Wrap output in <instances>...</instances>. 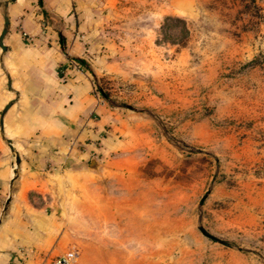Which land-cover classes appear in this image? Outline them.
Here are the masks:
<instances>
[{
	"label": "rangeland",
	"instance_id": "rangeland-1",
	"mask_svg": "<svg viewBox=\"0 0 264 264\" xmlns=\"http://www.w3.org/2000/svg\"><path fill=\"white\" fill-rule=\"evenodd\" d=\"M92 2L71 60L115 150L101 132L80 169L49 170L36 204L57 244L30 264H264V0Z\"/></svg>",
	"mask_w": 264,
	"mask_h": 264
},
{
	"label": "crops",
	"instance_id": "crops-1",
	"mask_svg": "<svg viewBox=\"0 0 264 264\" xmlns=\"http://www.w3.org/2000/svg\"><path fill=\"white\" fill-rule=\"evenodd\" d=\"M92 5L0 0V32L3 16L8 21L0 49V264L15 261L18 250L31 260L57 244L53 214L36 204L49 170L80 169L101 132L97 153L115 150V114L92 95L90 74L58 77L68 59H83L74 13Z\"/></svg>",
	"mask_w": 264,
	"mask_h": 264
},
{
	"label": "built area",
	"instance_id": "built-area-1",
	"mask_svg": "<svg viewBox=\"0 0 264 264\" xmlns=\"http://www.w3.org/2000/svg\"><path fill=\"white\" fill-rule=\"evenodd\" d=\"M64 67L65 68H71V69L76 70L78 72L81 71L79 66H77L76 62L74 60H71V59H68L66 61ZM76 254H77L76 249H74V248L69 249L64 255L55 258L54 261L52 262V264H69L71 261L74 260V258L76 257Z\"/></svg>",
	"mask_w": 264,
	"mask_h": 264
},
{
	"label": "water",
	"instance_id": "water-1",
	"mask_svg": "<svg viewBox=\"0 0 264 264\" xmlns=\"http://www.w3.org/2000/svg\"><path fill=\"white\" fill-rule=\"evenodd\" d=\"M7 25H8V21H7V17L3 16L2 18V29L0 32V49L1 51H4V48L1 44V41L3 39V36L6 33V29H7ZM9 105H6L2 111V114L6 111V109L8 108ZM129 108V107H128ZM16 164L18 163V159H15ZM198 231L206 238H208L211 241H217L214 237L210 236L209 234H207L202 228H198Z\"/></svg>",
	"mask_w": 264,
	"mask_h": 264
},
{
	"label": "trees",
	"instance_id": "trees-1",
	"mask_svg": "<svg viewBox=\"0 0 264 264\" xmlns=\"http://www.w3.org/2000/svg\"><path fill=\"white\" fill-rule=\"evenodd\" d=\"M79 65H83V62L81 60L76 59L75 60ZM253 63H264V52L262 55H260L257 59L253 60ZM66 71V70H65ZM60 79L63 78L62 75L58 76Z\"/></svg>",
	"mask_w": 264,
	"mask_h": 264
}]
</instances>
